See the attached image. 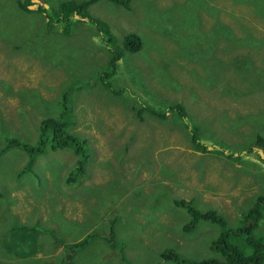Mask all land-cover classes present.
<instances>
[{"label": "rangeland", "instance_id": "obj_1", "mask_svg": "<svg viewBox=\"0 0 264 264\" xmlns=\"http://www.w3.org/2000/svg\"><path fill=\"white\" fill-rule=\"evenodd\" d=\"M62 1L40 0L50 15ZM250 1L129 0L124 8L99 0L88 13L107 25L102 38L86 20L74 18L65 36L43 14L0 0V147L6 138L33 146L40 120L61 114L67 91L69 131L90 149L84 176L71 185L65 180L79 158L71 148L46 150L21 176L25 151L11 147L0 157V264H126L121 251L130 264H174L159 257L170 247L191 259L212 255L217 228L201 223L183 233L188 216L173 200H192L234 223L264 196V165L197 151L178 119L138 111L181 103L202 141L234 154L264 138V92L254 86L264 50L252 42L264 38V16ZM129 34L141 39L139 51L126 50ZM108 48L122 52L112 88L99 81ZM252 55L255 67L239 61ZM246 115L252 126L240 122ZM257 231L264 234L263 221ZM88 235L70 254L65 245ZM14 237L28 244L16 255Z\"/></svg>", "mask_w": 264, "mask_h": 264}, {"label": "trees", "instance_id": "obj_2", "mask_svg": "<svg viewBox=\"0 0 264 264\" xmlns=\"http://www.w3.org/2000/svg\"><path fill=\"white\" fill-rule=\"evenodd\" d=\"M98 1L99 0H65L60 2L57 11L53 15H50L47 12L46 7L40 2V0H16V3L18 8L24 13L37 11L43 14L47 21V25H58L60 32L65 36L71 34L70 26L73 19L79 18L92 23L97 30L102 33L101 36L104 38L103 34L108 33L106 28L107 25L101 20L90 16L88 13V8ZM107 1L128 8L129 0ZM252 1H254L253 9L261 7L263 13H258L260 14V17L264 16V0ZM252 1H250L251 5ZM244 40L247 42V35L241 42ZM107 41H110V39L108 38ZM123 41L126 50L131 52H137L142 47L141 39L136 34L125 36ZM252 42L257 44L256 50L258 52L264 50V38L252 37ZM108 51L111 52V57L106 69L100 72L99 81L105 88H112L110 85V79L116 75L119 62L122 58V52L115 50L114 48H108ZM239 61L244 65H252V67H255L253 55L252 60L250 56H247ZM256 76L259 78H257V82H255L256 85L254 86L262 88V92H264V69H258ZM243 80L245 82L252 81V85L254 84L253 79H250L247 76L243 77ZM254 89H252V93L256 90L258 92L257 88L256 90ZM69 97L68 92L65 91L59 104L61 110L59 116H47L40 120L38 126V138L33 146L21 143L17 139L6 138V144L0 147V157L11 147L19 148L27 153L28 161L24 170L20 172V176L26 170H30L35 162V158L45 153L46 150L55 151L65 148H71L75 155L79 157L74 169L67 175L65 183L67 185L74 184L77 180L80 181V177L85 173L86 164L90 159V149L87 147L86 140L80 139L75 133L69 131L73 121V110L69 106ZM138 112L140 115L143 112H148L149 115L161 120L170 119L172 117L178 119L189 135L192 146L197 151L206 154L218 152L230 158L237 159H244L243 157L254 158L259 162L258 165H264V138L262 136H258L251 145L234 154L230 148L215 143V141H202L198 135L199 129L195 124V120L187 114L185 107L181 103L172 104L164 110H158L147 105H142V108ZM249 116L250 115L242 116L240 122L243 123L244 121L246 125L248 123L250 124V122H248ZM173 202L177 207L182 208L188 216V220L185 221L181 227L183 233H194L201 223L212 224L217 228V233L214 238L210 239L211 242L208 245L209 251L212 255L199 260L191 259L184 257L175 246L176 248H165L159 252L161 262H171L174 264H264V234L257 231L259 221L264 222L263 195H258L249 207L241 210L234 223H230L226 216L215 209L200 210L196 208L192 200L174 199ZM113 224H115V222H113ZM18 229L24 231L26 230V227L21 226ZM112 229L114 230V226H112ZM112 229H110V241L107 242L111 247L116 248L117 239L114 241L112 238L114 236V231ZM91 237H93V235H88L85 239L70 245H65V247L69 248L71 254L75 249H83L84 246L88 244ZM20 240L23 241V239ZM23 245L28 244L23 242L18 243L16 237H14L12 246H15L17 249L14 251V254L15 252H20ZM70 254L65 258L66 263H71L73 259ZM121 258L123 260L126 259V264H130L129 261H127L128 259L126 255L122 251Z\"/></svg>", "mask_w": 264, "mask_h": 264}]
</instances>
